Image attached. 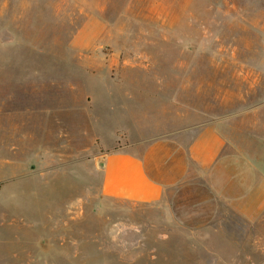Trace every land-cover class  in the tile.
Returning <instances> with one entry per match:
<instances>
[{
  "label": "rangeland",
  "instance_id": "obj_1",
  "mask_svg": "<svg viewBox=\"0 0 264 264\" xmlns=\"http://www.w3.org/2000/svg\"><path fill=\"white\" fill-rule=\"evenodd\" d=\"M96 10L115 22L81 51ZM128 79L133 138L237 111L235 134L264 163V0H0V264H263L264 221L222 234L202 210L191 221L186 206L102 193V157L124 135L90 99L107 82L121 100Z\"/></svg>",
  "mask_w": 264,
  "mask_h": 264
},
{
  "label": "crops",
  "instance_id": "obj_2",
  "mask_svg": "<svg viewBox=\"0 0 264 264\" xmlns=\"http://www.w3.org/2000/svg\"><path fill=\"white\" fill-rule=\"evenodd\" d=\"M114 22L101 18L97 10L92 12L72 44L81 51L92 47ZM124 68L133 71L142 67ZM138 84L136 80L123 81V92L118 97L121 100H116L118 92L111 89L117 87L116 83L103 82L93 87L91 104L96 107L97 103H108L102 112L108 123L114 121L113 135L116 138L118 131L124 135L119 146L106 148L102 157V193L133 203L171 205V210L178 212L186 206L191 221L202 210L204 225L222 234L243 231L240 224L244 221H264V163L253 160L244 150L243 137L238 138L236 126H232L242 112L221 116L208 112L202 120L181 129L172 126L155 136L135 139L138 123L133 105ZM99 120L93 123L94 130L101 129ZM182 183L187 184L186 194L172 191ZM179 195L186 196L187 204L177 203L175 207L174 198ZM233 242L234 247L246 246L237 239ZM253 242L256 247H264L263 241Z\"/></svg>",
  "mask_w": 264,
  "mask_h": 264
}]
</instances>
